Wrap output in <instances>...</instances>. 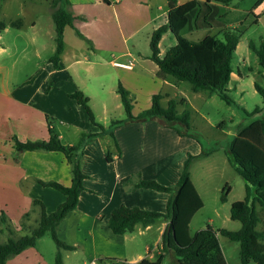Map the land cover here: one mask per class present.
Wrapping results in <instances>:
<instances>
[{"label":"crops","instance_id":"obj_1","mask_svg":"<svg viewBox=\"0 0 264 264\" xmlns=\"http://www.w3.org/2000/svg\"><path fill=\"white\" fill-rule=\"evenodd\" d=\"M187 1L189 0H178V3ZM71 2L75 15L74 25L89 39L79 36L90 45L88 50H84V45L78 40H75V45L70 47L65 35V48L59 68L54 69L49 61L51 67L47 69L44 77L13 85L5 79L0 88V138L2 139L0 141V211H6L11 218L14 233L10 232L9 236L17 237L25 233L21 225L25 212L34 208L29 224H33L37 219L40 206H34L33 199L42 200L46 210L51 212L66 198L63 192L52 186L43 185L38 181L39 179L57 180L66 185L72 182L71 166L62 151H19L14 146L12 137L16 135L22 141L48 139L50 126H54L64 143L74 144L79 141L83 132L100 131V127L91 121L83 105L69 95L79 88L90 97V104L94 95H99L103 105L107 110L109 109L107 100L102 98L99 91H104L105 88L102 80L99 79L96 90L92 89L89 83L78 86L70 70L74 65L81 63L83 59L86 61L94 59L92 61L97 64L115 66L120 77L118 84L121 82L130 93L135 94L136 99L132 98L134 115L150 107L152 97L156 93L164 95L166 104L170 98L178 100L185 98V105H191L182 86L184 84L182 80L162 74L158 65V69L151 67L150 61H153L149 57L151 51L141 60V55L130 48L127 42L151 23L156 25L162 17H166L167 21L160 22L154 29L168 22V0H71ZM194 26L198 27L199 23ZM69 48H71V56ZM3 50L5 47L0 46V52ZM106 53H110L113 58L105 59ZM117 62H132L133 65L126 67L118 65ZM94 66L91 62V68L94 69ZM241 75L242 71L237 67V71L232 72L231 80L237 81ZM118 84L114 88L115 97H119L123 105ZM190 88L193 90L191 85ZM140 99L144 101L141 105ZM91 106L97 120L106 127H109L114 119L127 117L126 113L125 116L110 118L107 114H98L93 105ZM110 130L112 132L107 131L92 138L84 147L82 169L87 174L84 179L85 188L80 193L77 207L60 222L59 235L70 244H83L87 256H95L101 261L114 258L116 261L133 264L144 257L156 259L162 252L159 244L168 220H160L147 226L138 223L131 232L115 233L109 226L111 214L116 207L123 204L166 212L169 192L149 187L130 188L128 186L131 185H126L125 182L134 173L139 172L143 178L156 179L165 185H173L180 178L189 153L194 155L201 153L202 145L186 131L179 133L163 118L157 117L125 120L111 126ZM222 150L216 146L210 154L198 157L194 161L203 158L215 159L220 174H223V168L235 169L225 148ZM108 152L112 160L107 158ZM191 178L203 199L202 208H204L205 197L194 180L192 167ZM227 183V178H223L212 197L217 198V191H222ZM222 202V205L214 207L205 223L215 228H240L241 225L231 228L232 223L235 222L231 218V208L221 211L228 199ZM195 215L196 213L190 222L191 235L194 234L191 232V224ZM0 233H3L1 226ZM47 234L51 235L50 233L45 235ZM45 235L37 240L35 246H30L9 258L8 264H50L37 247ZM167 257H170L172 262L175 260L171 253L167 254Z\"/></svg>","mask_w":264,"mask_h":264},{"label":"trees","instance_id":"obj_2","mask_svg":"<svg viewBox=\"0 0 264 264\" xmlns=\"http://www.w3.org/2000/svg\"><path fill=\"white\" fill-rule=\"evenodd\" d=\"M211 1L213 0H189L178 3V0H168V22L155 28L152 32L149 57L159 66L162 74L171 75L179 80H188L194 91H205L209 94L217 92L226 102L234 103L235 100L228 93L229 83L232 72L235 70L233 63L235 52L245 29H233L227 26L221 33L208 34L197 41L190 40L180 33L190 24L192 26V23L194 25L198 23L200 9L204 3L210 5ZM220 1L229 4L232 0ZM263 1L259 0L258 4ZM51 4L54 7L52 17L56 28V49L49 61L52 63V67L57 69L60 67L61 55L65 48L66 27L73 26L79 36L88 38L74 25L75 15L71 9V0H52ZM193 12L194 15L191 19L190 15ZM10 24L21 27L23 19L12 20ZM6 26L7 22L0 19V30ZM168 29L175 32L177 41L166 52L162 53L160 42ZM250 47L257 53L259 62L264 67V42L257 46L251 40ZM255 86L264 96V87L259 83H255ZM118 92L121 95L127 117L114 119L109 127L97 120L90 104V97L82 89H76L69 93L72 98L83 105L91 121L101 129L98 132H83L77 143H64L54 126H50L48 139L22 141L16 135L12 137L13 144L19 151H62L71 166L72 182L70 185H66L57 180H38L45 186H52L60 190L66 195V198L51 212L46 210L42 200L33 199L34 206H40L37 219L33 224L28 223L34 211V208L30 209L23 214L21 219L22 230L25 233L17 237L9 236L7 240L0 241V264H8L9 258L30 246H35L37 240L46 233L51 234L57 245L56 264L63 263V249L72 250L76 248L75 245L60 237L58 228L67 214L77 207L80 193L85 188L84 179L87 174L82 169L83 151L92 138L107 131L112 132L111 126L129 119L163 118L179 133L183 132L178 124L181 123L190 127L191 110L187 107L180 112L178 109L179 104L186 103L185 98L181 100L170 98L167 106H162L160 99L164 95L156 93L152 97V105L134 115L131 93L121 82L118 84ZM260 111V108L251 111L245 109L248 115L258 114ZM215 149L216 147L206 149L202 146L201 153L196 155L189 153L183 164L181 176L173 185H165L156 179L143 178L139 172L134 173L125 182L126 185H131L128 186L130 188L149 187L170 194L166 212L124 204L113 210L109 226L115 233L131 232L138 223L147 226L160 220H168L161 244H159L162 252L156 259L144 257L133 264H162L167 254L170 253L175 257L173 264H228L222 250L220 234L240 243L241 264H249L251 261L264 264V115L238 127L225 148L230 162L243 176L246 185L245 198L234 201L230 209L231 218L241 222L240 228H215L211 224H207L191 235V219L204 205L203 199L191 178V163L196 158L208 155ZM107 158L112 160L109 152ZM230 189L231 186L227 183L221 194L223 201L226 200ZM259 206L260 209H258ZM7 221L11 223L9 215L4 210L0 211V222ZM260 225L261 227L258 228ZM11 226L8 224L7 228L13 234L14 228L10 229ZM114 264L128 263L115 260Z\"/></svg>","mask_w":264,"mask_h":264},{"label":"rangeland","instance_id":"obj_3","mask_svg":"<svg viewBox=\"0 0 264 264\" xmlns=\"http://www.w3.org/2000/svg\"><path fill=\"white\" fill-rule=\"evenodd\" d=\"M51 1H0V19L7 22L6 29L0 30V46L5 47V50L0 52V88H2L3 80L5 79L13 85L17 83L24 84L29 80L33 81L37 78H42L46 75L47 69L51 67L49 58L56 49V28L52 17L54 7ZM258 2L259 0H232L227 4L220 0H213L210 5L204 3L199 11V26L195 27L193 25L194 27L192 26L191 28L190 24V26L180 31L181 35L197 41L208 34H219L227 26L233 29H245L233 61L235 71L239 67L242 75L237 81L232 79L229 83L228 93L235 100L234 103L226 102L217 92L211 95L205 92H195L191 90V83L188 80H182L184 83L182 86L186 90V96L190 100L191 105L179 104L178 109L182 112L188 107L191 110V119L190 127L181 123L178 124V127L184 133L186 131L193 137L195 135L196 139L198 141L201 140L200 144L206 149L216 146L220 147V150L226 148L238 127L247 124L258 116L264 115V96L255 86V83H259L264 87V67L260 64L257 53L249 45L251 40L257 46L264 42V13L259 16L264 10V1L260 4ZM193 15L194 12L190 15L191 19ZM18 18L23 19L21 27L10 24V21ZM165 21H167L166 17H162L156 25ZM156 25L151 23L127 41L130 48L141 55V60L145 58L144 55L149 54L151 51L150 37ZM65 35L70 47L75 45V40H78L84 45V50H88L90 45L83 38V40L79 38L72 26L66 27ZM176 41L175 32L169 29L160 43L162 53L166 52ZM69 49L71 56V48ZM111 58L113 57H111L110 53H106L105 59L110 60ZM83 60L70 69L78 83L77 85L84 86L89 83L91 88L96 90L99 85V79H101L102 83L105 84V88L104 91H99L102 98L107 100L109 109L107 110L103 105L99 95H94L91 105H93L98 114H107L110 118L111 116H125L126 112L120 102V98L115 97L114 92V88L120 78L116 72L117 68L112 64H97L92 61L94 59ZM69 61H71V58ZM91 62L95 65L94 69L93 67L91 68ZM150 63L151 67L158 69L155 62L150 61ZM138 67L140 68V65ZM131 98L136 99L135 94L132 92ZM143 102L140 99L139 104L141 105ZM160 104L167 106L163 97L160 99ZM255 108H260L261 111L254 115H248L245 112V109L251 111ZM0 141H2L1 138ZM191 167L193 168L194 180L200 186L206 202L205 207L196 212L192 221L191 232L193 234L199 228H204L207 225L205 221L212 214L214 207L223 204L222 199H220L221 190L217 191V198L212 197L223 178H227L231 190L226 198L228 202L224 201L225 205L221 208L222 212L231 208L234 201L245 198L246 185L243 176L233 167L223 168V174H220L215 159L193 160ZM258 209H260V206ZM70 220L73 221V219ZM234 223H232L231 228H237L241 225L238 220H235ZM8 224H11L10 229H13L12 222H0V226L3 229V233H0V240H6L11 234L7 228ZM234 225L235 227H232ZM149 238H151V235ZM220 241L228 264H241L240 243L221 234ZM74 245L76 246L75 249L62 250V264H84L85 258L95 257L87 256L83 244L75 243ZM37 247L43 252L47 262L56 264L57 245L51 235H45L44 239L37 244ZM114 261L111 258H106L100 263L114 264ZM164 264H173V262L170 257H167ZM249 264L257 263L251 261Z\"/></svg>","mask_w":264,"mask_h":264},{"label":"built area","instance_id":"obj_4","mask_svg":"<svg viewBox=\"0 0 264 264\" xmlns=\"http://www.w3.org/2000/svg\"><path fill=\"white\" fill-rule=\"evenodd\" d=\"M118 65H121V66H126V67H132V62H128V63H123V62H117ZM100 259L97 258V257H93V258H90V259H85L84 260V264H101L100 263Z\"/></svg>","mask_w":264,"mask_h":264}]
</instances>
